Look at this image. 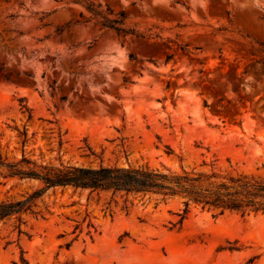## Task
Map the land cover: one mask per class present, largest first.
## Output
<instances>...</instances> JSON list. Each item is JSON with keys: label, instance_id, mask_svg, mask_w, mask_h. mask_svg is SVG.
<instances>
[{"label": "rangeland", "instance_id": "1", "mask_svg": "<svg viewBox=\"0 0 264 264\" xmlns=\"http://www.w3.org/2000/svg\"><path fill=\"white\" fill-rule=\"evenodd\" d=\"M0 157L264 183V0H0ZM40 187L0 175V202ZM184 209L53 188L0 264H264V213Z\"/></svg>", "mask_w": 264, "mask_h": 264}, {"label": "trees", "instance_id": "2", "mask_svg": "<svg viewBox=\"0 0 264 264\" xmlns=\"http://www.w3.org/2000/svg\"><path fill=\"white\" fill-rule=\"evenodd\" d=\"M99 15V14H97ZM124 15L114 19L102 17L100 24L119 32H127L123 27ZM3 78L10 81L8 75ZM64 99V98H63ZM169 149V148H168ZM0 175L5 178L36 180L41 187L24 200L0 202V221L23 213L33 212L36 202L50 189L73 187L75 189L121 193L125 196L157 195L162 200L184 199V213L190 203L209 210H218L241 216L252 212L264 213V183L246 177L224 179L216 174H193L163 172L147 166H99L66 165L60 167L36 166L23 157L19 161H9L0 157ZM222 249L233 251L236 242ZM28 264L26 260H23ZM253 262V259L250 261Z\"/></svg>", "mask_w": 264, "mask_h": 264}]
</instances>
